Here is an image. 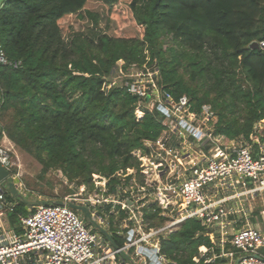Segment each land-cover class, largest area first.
Here are the masks:
<instances>
[{"label": "trees", "instance_id": "16d2710c", "mask_svg": "<svg viewBox=\"0 0 264 264\" xmlns=\"http://www.w3.org/2000/svg\"><path fill=\"white\" fill-rule=\"evenodd\" d=\"M82 21L92 26L79 30ZM0 38L7 55L22 60L1 67L0 134L85 189L98 174L116 192L117 172L140 166L132 152L166 130L158 105L148 107L126 85L105 88L119 60L125 70L157 68L161 88L187 94L196 110L211 104L228 139L249 136L264 119V48L251 46L264 41V0H3ZM25 205L17 211L29 213ZM159 212L146 217L163 221ZM17 214L10 223L20 229ZM208 232L187 218L162 250L179 264H220L193 261L213 244Z\"/></svg>", "mask_w": 264, "mask_h": 264}, {"label": "built area", "instance_id": "2783aa9c", "mask_svg": "<svg viewBox=\"0 0 264 264\" xmlns=\"http://www.w3.org/2000/svg\"><path fill=\"white\" fill-rule=\"evenodd\" d=\"M258 47L264 48V41ZM122 64L118 65V76L126 81L109 83L105 88L126 85L130 93L144 98L148 107L158 105L167 117L166 130L156 141H145L146 150L132 152L140 166L117 172L122 182L116 192L110 190L108 178L93 174L94 188L79 195L80 203L90 208L95 220L113 239L121 236L124 243L113 244L97 232L82 212L69 206L77 201L71 195L62 198V205L39 204L24 214L17 211L20 200L10 199L5 183L0 182V264H179L162 250V240L190 217L201 220L213 243L200 246L194 262L204 258L206 263L236 264L239 258V264H264L263 231L250 222L234 226L231 233L226 230L231 224L226 220L228 215L245 214V204L250 201L264 204V119L254 123L249 136L228 139L217 131L219 117L211 104L204 103L196 110L187 94L176 98L161 88L157 68L150 71L147 66L133 65L124 72ZM3 66L17 69L22 60L11 59L0 38V71ZM137 111L142 113L137 118H142L144 112L140 107ZM13 154L14 142L1 130L0 162L25 196L28 189ZM128 175H132L129 186L138 179L143 181L142 198L134 194L124 197ZM117 204L121 205L119 210ZM157 209L158 217L165 222L170 219L169 223L151 224L153 219L146 214ZM10 212L18 213L20 230L4 220ZM118 213L122 222L116 217ZM111 214L116 217L113 223L107 221Z\"/></svg>", "mask_w": 264, "mask_h": 264}, {"label": "rangeland", "instance_id": "374dc122", "mask_svg": "<svg viewBox=\"0 0 264 264\" xmlns=\"http://www.w3.org/2000/svg\"><path fill=\"white\" fill-rule=\"evenodd\" d=\"M3 0H0V3ZM97 9H100L101 7H96ZM92 26V22L90 21H82L80 26H79V30H87L88 27ZM105 26L104 24V19L101 23V27L103 28ZM70 34H67L66 37H68ZM252 47L258 46L257 42H253L251 44ZM124 63L123 60H119L117 62V65ZM123 65L122 64V69H123ZM136 65V64H133ZM150 71L153 70V68L151 67H147ZM124 70V69H123ZM129 70V69H128ZM127 70H124V72ZM119 72V66L114 68V72L112 73L111 76H108V81L113 84L114 82H116L117 84H122L121 82H125L126 78L124 77H119L120 75ZM119 75V76H118ZM186 78H188V76L186 75ZM150 105V104H148ZM141 112L137 111V115L138 116H142ZM6 118V117H5ZM5 118H2V122L4 123ZM16 146V147H15ZM18 148V149H17ZM196 151L198 153H200V149L199 147H195ZM14 149L16 150V154L14 156L15 161L17 163V165H19V169L21 170L23 179L25 181L26 187L28 189L27 194H25V197L28 199H34L37 198L39 200H48V199H54V198H64L66 196L71 195L74 198H77V203H80V198L82 195H79L80 192L82 193H86L87 191H89V189L85 186H79L75 181L72 182L70 181L63 173L61 170L59 169H44L43 164L37 159L35 158L33 155H31L30 153L26 152L25 150L21 149L20 147H18L15 143H14ZM20 154V155H19ZM21 160V161H20ZM21 166V167H20ZM18 169V168H17ZM23 170V171H22ZM104 180H102L103 182ZM108 189V187H107ZM139 189V190H138ZM128 191L127 194H125V191ZM134 191V192H133ZM144 192H145V187H143V181L138 179L137 180V184L133 185V186H125L124 188V197H128V196H132L134 195H140L139 197H143L144 196ZM8 196L10 199H12V195L8 193ZM122 196V195H121ZM120 202L123 201V197H120V199H118ZM142 202V201H140ZM26 209L28 211L33 210L32 205H25ZM108 207V206H107ZM117 210H119L121 208L120 204H117ZM78 213H81V211H78ZM12 213L8 214V218L9 215H11ZM107 221L109 220V216L107 215ZM122 216V214H121ZM117 219L120 220V213H118V215H116ZM114 215V218H116ZM7 217H4V220H6ZM168 219L166 222L162 221V219L157 218L155 220H153V222H151V224H155L157 226L162 225L164 222L165 223H169ZM121 221V220H120ZM122 222V221H121ZM161 222V223H159ZM96 231L98 232L99 229H96Z\"/></svg>", "mask_w": 264, "mask_h": 264}, {"label": "water", "instance_id": "95a60500", "mask_svg": "<svg viewBox=\"0 0 264 264\" xmlns=\"http://www.w3.org/2000/svg\"><path fill=\"white\" fill-rule=\"evenodd\" d=\"M0 182L5 183L6 191L11 194L13 197L19 199L21 202H24L28 205H39V204H50V203H55L62 205L64 204V201L62 199H57V200H39L37 198L34 199H28L26 198L22 193L19 192V190L16 188L15 183L10 179V172L1 164L0 162ZM69 206L72 208L81 211L85 218L90 222L96 229H99L102 233L106 235V237L113 243H115V240L113 239L112 235L105 229L103 228L92 216L90 208L81 203L77 202H69ZM240 259L238 258L236 261V264H239Z\"/></svg>", "mask_w": 264, "mask_h": 264}, {"label": "crops", "instance_id": "0c3cea01", "mask_svg": "<svg viewBox=\"0 0 264 264\" xmlns=\"http://www.w3.org/2000/svg\"><path fill=\"white\" fill-rule=\"evenodd\" d=\"M245 205H246L245 214L244 213L236 214V215L231 214L226 217V220L228 222H231V224H229L226 229L228 233H231L233 231L232 228L234 226L240 227L241 225L244 224V222H250V224H252L253 226H256L257 228H259L261 231L264 232V204L256 200V201L247 202V204ZM10 213H14V212H10ZM6 217H7L5 220L6 223L11 228H14L10 223V215H9V218H8V215ZM16 226L20 227L18 221H17ZM16 230H20V229H16ZM216 234H217V239H219L221 236L220 231L218 230Z\"/></svg>", "mask_w": 264, "mask_h": 264}, {"label": "bare ground", "instance_id": "6f19581e", "mask_svg": "<svg viewBox=\"0 0 264 264\" xmlns=\"http://www.w3.org/2000/svg\"><path fill=\"white\" fill-rule=\"evenodd\" d=\"M16 147V146H15ZM18 149V148H17ZM20 155V154H19ZM21 161V160H20ZM21 167V166H20ZM23 171V170H22Z\"/></svg>", "mask_w": 264, "mask_h": 264}]
</instances>
